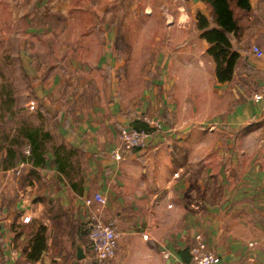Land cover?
I'll use <instances>...</instances> for the list:
<instances>
[{"label": "crops", "instance_id": "0c3cea01", "mask_svg": "<svg viewBox=\"0 0 264 264\" xmlns=\"http://www.w3.org/2000/svg\"><path fill=\"white\" fill-rule=\"evenodd\" d=\"M248 2L242 30L230 34L238 57L228 81L217 80L208 44L196 28V12L206 14L201 0L178 4L182 12L168 16L161 35L147 36L145 49L132 40L124 46L115 40L109 47L100 35L105 26L91 29L98 50L73 54L71 73L83 62L84 71L90 67L101 83L76 76L80 86L66 92L65 102L57 98L59 89L64 83L67 91L75 80L64 81L49 62L37 65L39 102L31 123L42 122L51 143L72 154L60 169L48 147L45 164L33 167L37 174L27 160L15 159L7 167L0 162L5 256L23 237L16 238L10 226L26 214L47 227V249L65 250L69 236L64 226L51 228L49 199L77 221L88 213L84 198L99 192L105 204L92 207L118 232L115 254L106 264H189V246L198 232L218 254V264H264V0ZM144 115L159 120L161 128L149 133L143 146L123 149L119 128ZM115 150L120 158L112 156ZM20 151L28 154V146ZM4 153L0 148V158ZM46 257L45 250L30 263L61 259ZM10 263L11 258L5 264Z\"/></svg>", "mask_w": 264, "mask_h": 264}, {"label": "rangeland", "instance_id": "374dc122", "mask_svg": "<svg viewBox=\"0 0 264 264\" xmlns=\"http://www.w3.org/2000/svg\"><path fill=\"white\" fill-rule=\"evenodd\" d=\"M183 1L0 0V103L13 102V116L9 119L3 118L6 113L2 114L4 109L0 105V134L10 133L18 120L27 119L32 122L35 117L36 102H39L37 88H34L37 84V65L47 66L49 62L52 69L65 76L64 81L75 80V84L67 91L64 83L62 90L59 89L57 98L59 97L60 102H65L66 92L73 94V89L80 86L76 82V76L80 77L81 82L83 78L89 77L101 83V76L90 71V67L87 66L84 71L83 62L74 64V76L71 73L70 66L75 61L72 60L73 54L81 48L87 51L98 50L95 46L99 38L92 30H103L104 25L105 31L99 34L109 42V47L113 48L115 40H118L117 44L122 40V46L132 40L137 49H145L147 36L161 35L163 22L169 15L176 18L177 13L182 12L177 6ZM188 18L194 21V15L189 12ZM190 28L188 27L187 34L190 33ZM46 70L49 72L47 68ZM105 85L109 87L107 81ZM30 100L35 102L34 108L28 107ZM25 102L27 105H23ZM85 216L82 219L84 223L88 221L86 212ZM36 223L37 219L32 218L27 222L13 223V230L22 233L23 237L15 239L9 255L5 256L0 250V264H5L10 258L13 264H31L25 259L21 249L32 225ZM74 237L64 240L65 250L62 252H56L51 247L46 249L45 259H53L57 255L61 259L54 264H67V260L75 259V244L80 243L84 256L78 259L81 263L74 264H91L92 258L85 245L86 240L83 239L82 244Z\"/></svg>", "mask_w": 264, "mask_h": 264}, {"label": "trees", "instance_id": "16d2710c", "mask_svg": "<svg viewBox=\"0 0 264 264\" xmlns=\"http://www.w3.org/2000/svg\"><path fill=\"white\" fill-rule=\"evenodd\" d=\"M205 5L206 14L197 11L195 14L196 28L199 31V36L206 40L207 47L206 53L211 56L214 62V73L218 81H228L233 72L235 61L238 57L237 51L233 48L230 39V34L238 35L245 24L246 16L249 12L250 5L248 0H201ZM1 107L9 116H13V102H1ZM37 117V113H36ZM133 128H143L149 132L157 131L150 128L143 120V116L136 118L132 121ZM52 136L48 130H44L42 122L31 123L27 119L20 120L16 123L13 130L3 132L0 134V148H5V153L0 158L3 167H7L18 158L27 160L31 164V172L37 174L33 167L45 164V150L50 147L53 153L52 163L57 168L62 169L67 162V158L72 154V150L65 149L63 144L55 145L51 143ZM28 146V154H22L20 147L22 145ZM49 204V217L52 221L51 228L53 230L64 229L69 237H73L85 245L90 252L92 260L91 264H106L105 262L98 261L92 251L91 243L88 238L90 228V221L77 220L74 221L71 215L62 210L59 206L50 201ZM14 236L17 238L21 234L14 231L13 226H10ZM51 229V230H52ZM52 230V231H53ZM86 230V234H85ZM54 238L55 235H53ZM25 245L22 247L21 252L25 259L30 262L39 260L42 254L47 249V227L42 223L32 225L29 231ZM190 256V255H189ZM81 263V260L75 259L72 263Z\"/></svg>", "mask_w": 264, "mask_h": 264}, {"label": "built area", "instance_id": "2783aa9c", "mask_svg": "<svg viewBox=\"0 0 264 264\" xmlns=\"http://www.w3.org/2000/svg\"><path fill=\"white\" fill-rule=\"evenodd\" d=\"M252 48L257 55L262 54V50L257 46H253ZM28 107L34 108L35 102L30 100ZM143 120L150 128H154L157 131L161 128L159 120L149 115H144ZM149 133L151 132L143 128H133L129 125H123L119 128L120 146L125 150L143 146L145 137ZM112 156L120 158L121 153L115 150L112 152ZM23 164V162H20L19 167H22ZM94 203L97 204L98 208L103 206L105 204L104 196L99 192H95L92 196L84 198V205L88 209L87 219L90 221L88 238L91 243V251L98 261L108 262L115 254L118 232L113 225L105 222L99 213L93 209ZM29 219V215H23L22 222H27ZM142 236L146 237V234L143 233ZM188 251L190 254L189 264H218L219 262L218 254L207 245L202 234L199 232L194 234L193 242L189 246ZM162 253L163 256H167V251H163Z\"/></svg>", "mask_w": 264, "mask_h": 264}, {"label": "water", "instance_id": "95a60500", "mask_svg": "<svg viewBox=\"0 0 264 264\" xmlns=\"http://www.w3.org/2000/svg\"><path fill=\"white\" fill-rule=\"evenodd\" d=\"M75 248H76V251H75L76 258H78V259L82 258L84 256V253L82 251L80 243H76Z\"/></svg>", "mask_w": 264, "mask_h": 264}]
</instances>
